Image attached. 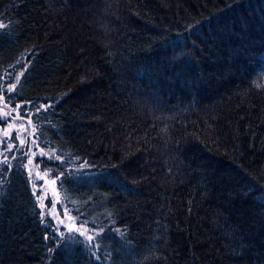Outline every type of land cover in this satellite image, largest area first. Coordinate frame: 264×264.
Segmentation results:
<instances>
[{"label": "trees", "instance_id": "trees-1", "mask_svg": "<svg viewBox=\"0 0 264 264\" xmlns=\"http://www.w3.org/2000/svg\"><path fill=\"white\" fill-rule=\"evenodd\" d=\"M0 22V96L55 102L39 167L95 230L54 239L11 152L0 264H264V0H0Z\"/></svg>", "mask_w": 264, "mask_h": 264}, {"label": "rangeland", "instance_id": "rangeland-1", "mask_svg": "<svg viewBox=\"0 0 264 264\" xmlns=\"http://www.w3.org/2000/svg\"><path fill=\"white\" fill-rule=\"evenodd\" d=\"M3 25L0 22V27ZM30 118L31 114L29 117H25L22 104L19 107L17 105L9 106L5 102V97L0 96V121L8 120V125L0 123V162L5 160L11 152L27 153L26 170L30 177L31 190L35 193L40 212L44 213L41 219L50 221L46 225H49L52 233L55 232L57 238H61V234L73 232L88 239L89 236L95 233V230L86 223L81 224L79 218L73 217L72 214L64 209L56 188V180L58 178L55 168L41 169L39 167L43 163L40 161L49 159V153L37 145L35 131ZM5 131L9 133L15 144H20L21 140L24 141L20 150L13 146L11 151H6V145L3 143L7 139L4 135ZM29 160H32L31 164L28 163ZM53 180H55V183H53ZM53 201L56 202L55 207L50 208L49 206ZM41 204L44 205L43 208L40 207ZM56 229L58 231H55Z\"/></svg>", "mask_w": 264, "mask_h": 264}, {"label": "snow or ice", "instance_id": "snow-or-ice-1", "mask_svg": "<svg viewBox=\"0 0 264 264\" xmlns=\"http://www.w3.org/2000/svg\"><path fill=\"white\" fill-rule=\"evenodd\" d=\"M21 75H23V73H21ZM10 79H16V77L12 76V77H10ZM17 82H18V81H17ZM4 91H6V89H4ZM19 95H20L19 92L16 93V96L8 95L7 98H6V103H8V104L16 103V104H17V107H19V106H20V103L18 102V97H19ZM54 103H55V102H53L52 105H47V107H46V104H45V103L36 104L35 102H32V103L30 104V106H26V107L24 108V115H25V117H29L30 113H35L37 116H39V115H40V111H41L42 109L45 110V111H47V108L53 107V106H54ZM42 119L46 120V119H47V115H45L44 117H42ZM0 123H2V124H4V125H8V120H7V119L2 120V121H0ZM4 135H5V137L7 138V139H5V140L3 141V143L6 145V151H11L13 146H15L17 150H20L21 145L24 143L23 140H21L20 144H15V141H13V140L11 139V137H10V135H9V133H8L7 131H5ZM17 139H19V137H17ZM23 155H27V153H22V156H23ZM58 159H59V158H58ZM40 162H43V161H40ZM71 162H72V161H68V163H71ZM28 163L31 164V163H32V160H29ZM85 166H88V165H87V162H84V163H82V164L80 165V167H85ZM17 167L23 168V167H26V165H24V164H18ZM66 167H67V165H63V166L61 167V172H64V168H66ZM8 168L10 169V168H11V165H9ZM5 170H6V169L0 168V176L3 175V172H4ZM59 175H60V173L58 172V173H57V178H59ZM64 175H65V176H68V175H70V174H69L68 172H64ZM71 175L74 176V173L71 174ZM29 179H30V177H29ZM53 183H55V180H53ZM64 183H65V182H64L63 180L60 181V187H61V190H63ZM2 194H3V193H2V185H0V195H2ZM34 194H35V193H34ZM38 199H39V198H38ZM55 203H56V202L53 201L52 204H51L49 207H50V208H54V207H55ZM40 207L43 208L44 205L41 204ZM37 214L40 215L41 217H43V215H44L43 212H40V213H37ZM41 222H42V223H45V224L50 223V221H44L43 218H42ZM80 223H81V224H84V223H86V221H83V220H82ZM55 231H58V229H56ZM61 236H62V239H61L60 242H61L62 244H64L66 247L70 246V245L73 244V243H83L82 241L79 240V238H78L77 236H74V235L61 234ZM53 238H54V239L56 238V237H55V232H54ZM91 239H92V237L89 236V237H88V240H91Z\"/></svg>", "mask_w": 264, "mask_h": 264}]
</instances>
